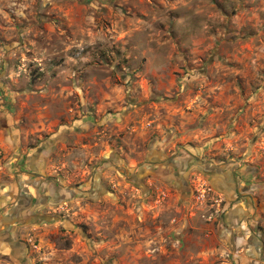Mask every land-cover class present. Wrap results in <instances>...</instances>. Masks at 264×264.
Listing matches in <instances>:
<instances>
[{
	"label": "rangeland",
	"instance_id": "374dc122",
	"mask_svg": "<svg viewBox=\"0 0 264 264\" xmlns=\"http://www.w3.org/2000/svg\"><path fill=\"white\" fill-rule=\"evenodd\" d=\"M218 170L264 182V0H0V264L251 263Z\"/></svg>",
	"mask_w": 264,
	"mask_h": 264
},
{
	"label": "crops",
	"instance_id": "0c3cea01",
	"mask_svg": "<svg viewBox=\"0 0 264 264\" xmlns=\"http://www.w3.org/2000/svg\"><path fill=\"white\" fill-rule=\"evenodd\" d=\"M215 173L214 178L217 179V183L223 181V174L233 177V174H222L220 170ZM261 180L260 176L255 180L256 188L253 192H249L251 190L247 183L241 189L240 184V186L237 184V187L232 186L229 192L219 188L220 191L228 193L231 203L230 212L225 218L228 226L226 237L228 240H234L238 246L236 254L241 256L240 253L243 251L246 257L252 260L251 263L247 261L246 264H264V182L262 183Z\"/></svg>",
	"mask_w": 264,
	"mask_h": 264
},
{
	"label": "flooded vegetation",
	"instance_id": "af4514ba",
	"mask_svg": "<svg viewBox=\"0 0 264 264\" xmlns=\"http://www.w3.org/2000/svg\"><path fill=\"white\" fill-rule=\"evenodd\" d=\"M154 164V163H153ZM152 165V164H151ZM149 165V167L150 168H152V167H154V165ZM169 166V167H171L169 170H171V171H173V173L175 174V179L176 180H178V179H180V180H182L181 182H183V178L178 174L179 172H182V169H183V166L182 165H180V166H177V165H175L174 163L172 164L171 162H165L164 163V166ZM153 169H156V167H154ZM219 171V170H218ZM221 171V170H220ZM209 173V172H208ZM223 181H221V182H219V183H217L216 185L217 186H215L216 188L218 187V188H220V183H223V182H225L226 183V187L228 188V190H231V188L230 187H232V186H234V187H237L236 185V179H235V177L233 176L232 178H231V176H229V175H223ZM214 180H216V182H217V179L216 178H214ZM136 183L138 184V181H136ZM224 188V187H223ZM99 189V187H97V189L96 190H98ZM52 195H53V201L51 202V203H56V201H57V199H59V198H61V196H62V191L61 190H58L57 188H54V186L52 187ZM26 196H28V195H25V193H23L22 195H20V197H19V203L20 204H24L23 206L24 207H28L29 206V203L28 202H26V201H28L27 200V198L28 197H26ZM32 198V197H31ZM56 198V199H55Z\"/></svg>",
	"mask_w": 264,
	"mask_h": 264
}]
</instances>
